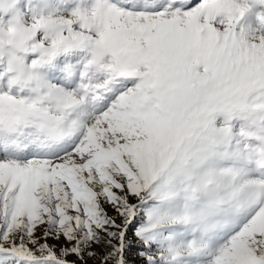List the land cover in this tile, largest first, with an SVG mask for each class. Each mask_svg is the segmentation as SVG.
I'll use <instances>...</instances> for the list:
<instances>
[{"label":"snow or ice","instance_id":"1","mask_svg":"<svg viewBox=\"0 0 264 264\" xmlns=\"http://www.w3.org/2000/svg\"><path fill=\"white\" fill-rule=\"evenodd\" d=\"M0 264H264V0H0Z\"/></svg>","mask_w":264,"mask_h":264},{"label":"rangeland","instance_id":"2","mask_svg":"<svg viewBox=\"0 0 264 264\" xmlns=\"http://www.w3.org/2000/svg\"><path fill=\"white\" fill-rule=\"evenodd\" d=\"M128 239H129V241L132 240L131 233H129V237H128ZM129 256H130V257H134V256H135V249H133V250H131V251L129 252Z\"/></svg>","mask_w":264,"mask_h":264}]
</instances>
